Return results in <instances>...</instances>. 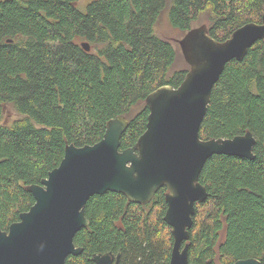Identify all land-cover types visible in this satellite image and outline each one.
I'll list each match as a JSON object with an SVG mask.
<instances>
[{"label": "trees", "instance_id": "16d2710c", "mask_svg": "<svg viewBox=\"0 0 264 264\" xmlns=\"http://www.w3.org/2000/svg\"><path fill=\"white\" fill-rule=\"evenodd\" d=\"M78 1L0 0L2 231L31 208L26 187L59 166L66 146L98 143L106 123L124 116L129 126L119 151L131 148L146 130V97L183 82L189 65L155 32L160 15L183 36L200 22L224 42L244 24H260L264 12V0H93L84 12ZM246 132L256 140L254 160L214 156L202 169L208 197L195 204L189 264L250 258L264 264V40L242 61L226 64L199 138L229 140ZM166 192L158 190L147 205L115 193L91 197L84 210L89 225L73 239L82 253L66 264H94V256L105 254L119 255L118 264H169Z\"/></svg>", "mask_w": 264, "mask_h": 264}, {"label": "water", "instance_id": "95a60500", "mask_svg": "<svg viewBox=\"0 0 264 264\" xmlns=\"http://www.w3.org/2000/svg\"><path fill=\"white\" fill-rule=\"evenodd\" d=\"M262 40L264 12L260 24H244L224 42L212 39L205 26L186 33L178 44L189 71L179 87L162 86L146 97V130L135 145L119 151L129 121L117 116L106 123L98 143L66 146L59 166L40 184L26 187L34 198L31 208L7 232L0 229V264H66L68 256L82 253L73 239L89 225L84 210L91 197L115 193L131 204L147 205L163 187L167 190L163 221L173 238L169 264H189L194 206L208 197L199 183L204 165L214 156L255 159L256 140L250 132L229 140H200L211 92L226 64L242 61ZM80 47L90 51L86 42ZM119 258L105 254L92 261L118 264ZM234 264L261 263L252 258Z\"/></svg>", "mask_w": 264, "mask_h": 264}, {"label": "rangeland", "instance_id": "374dc122", "mask_svg": "<svg viewBox=\"0 0 264 264\" xmlns=\"http://www.w3.org/2000/svg\"><path fill=\"white\" fill-rule=\"evenodd\" d=\"M93 0H79L78 1V9L82 12L85 11V5L88 4L89 2H91ZM202 23H195L193 25L194 28H199ZM155 32L157 33L158 36L162 37V38H165L169 41H171L176 49V52H177V56L178 58L180 59V49L178 47V44L177 42L179 40H181L183 38V34L171 29L168 21H167V16H166V13H163L162 15H160L158 21H157V24L155 26ZM13 117V115H9L8 119L11 120L10 118Z\"/></svg>", "mask_w": 264, "mask_h": 264}, {"label": "bare ground", "instance_id": "6f19581e", "mask_svg": "<svg viewBox=\"0 0 264 264\" xmlns=\"http://www.w3.org/2000/svg\"><path fill=\"white\" fill-rule=\"evenodd\" d=\"M195 29V28H194ZM184 37V36H183ZM186 62V61H185ZM185 79V78H184ZM208 107V106H207ZM245 135V134H244ZM201 140V139H200ZM203 141V140H202ZM208 141V140H207ZM200 183V182H199ZM164 188V187H163ZM160 190V189H159ZM157 193V192H156ZM167 193V192H166ZM153 199V198H152ZM194 208H195V206H194ZM167 211V210H166ZM114 256V255H113ZM250 259H252V258H250Z\"/></svg>", "mask_w": 264, "mask_h": 264}, {"label": "flooded vegetation", "instance_id": "af4514ba", "mask_svg": "<svg viewBox=\"0 0 264 264\" xmlns=\"http://www.w3.org/2000/svg\"><path fill=\"white\" fill-rule=\"evenodd\" d=\"M165 188V187H164ZM94 263V262H93Z\"/></svg>", "mask_w": 264, "mask_h": 264}]
</instances>
